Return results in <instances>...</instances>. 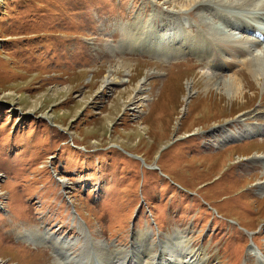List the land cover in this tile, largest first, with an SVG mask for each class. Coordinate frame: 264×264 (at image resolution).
<instances>
[{"label": "rangeland", "instance_id": "rangeland-1", "mask_svg": "<svg viewBox=\"0 0 264 264\" xmlns=\"http://www.w3.org/2000/svg\"><path fill=\"white\" fill-rule=\"evenodd\" d=\"M171 1L0 0V264H61L43 242H21L26 234L66 241L86 261L88 242L129 250L142 232L158 252L177 230L204 264H264V136L217 141L264 123L237 121L264 106L262 84L236 68L245 92L231 100L206 85L215 80L206 58L154 54L143 39L132 49L140 32L131 31L170 15L189 35L245 39L256 54L250 41L264 47V38L252 18L264 10ZM229 15L239 21L227 26ZM122 63L134 78L105 83ZM133 80L142 88L117 102ZM167 91L173 105L159 108Z\"/></svg>", "mask_w": 264, "mask_h": 264}, {"label": "bare ground", "instance_id": "bare-ground-1", "mask_svg": "<svg viewBox=\"0 0 264 264\" xmlns=\"http://www.w3.org/2000/svg\"><path fill=\"white\" fill-rule=\"evenodd\" d=\"M171 2V4H174L175 7L179 6V8L183 9L184 11H188V9H190L191 7H198V5L204 2H210L211 5V2H214V4L218 6L226 7L229 9H235L238 11L240 9L242 10L243 8H250L251 10L255 9L256 11L264 10V0H240V2L237 0H172ZM223 2L225 3L222 4ZM203 11L205 12V10ZM162 16L164 15L162 14ZM205 16L207 19L211 20L212 17H215V14L212 11L209 13L207 11L205 13ZM171 18L175 17L172 16ZM165 19L166 22L162 21L161 26H155L154 21L147 24H144V22H140L138 26L135 25L136 27H134V29H131L132 33L134 30L140 33L138 34L139 37L136 38V40L134 41V48L132 49H141V47L137 46V43L140 39H143L142 43L144 44L142 46L153 48L154 54H157L159 51H161L165 54H191L192 56L196 55L204 59L206 58L208 60L206 61L208 62L206 69H210V71H207L213 75L212 79H215L211 80V77H209L208 81L206 82V85H208L209 87L211 86L209 88L210 90L214 88L217 92L223 91L227 98L231 100L240 98L244 95L245 92L244 85L238 82L239 79L237 78V73H233L236 68H245L246 70H248L249 73L255 77L256 85L260 86L262 84L264 90V47L262 46V44L254 40L250 41V43H252L254 47L259 46V51L255 54V47L254 49H251L249 53H247L241 47L243 45V47H245V44L248 43L245 39L237 40L231 38L230 40L227 37L225 38V36L216 37L217 34L213 38L209 33H202V31L200 30H197L194 35H189L183 31L182 25L180 26V23L178 24L173 20H170V15H166ZM234 19L239 21V18H235L230 15L224 21L227 22L226 25L228 26ZM221 23L223 22H220V26ZM164 24H167V26ZM129 37L131 39L130 35ZM129 41L130 40H125V47L130 46L128 43ZM227 48L231 49V51L227 50ZM225 71H228V73L232 74L230 79L219 82L220 78L218 77V75L222 76L221 73ZM122 72H125L126 74L131 75L134 78V76L137 74V69L135 68V66L129 63H122L120 65H117L116 67H112L108 70L105 75V78H107L104 79L105 83H107L108 80L114 81V74ZM91 81L92 82L89 83L91 85L97 83L94 79H92ZM100 82L99 87H102V80ZM141 85V82H134L133 80V82L129 84L128 88L123 89L119 92L116 99L117 102L121 100V102H119L122 104L125 99L127 102L131 98L132 94L138 89H140ZM188 89L189 87L185 89V92H188ZM169 96L170 91L165 92L164 101L162 100L163 103L161 102L159 104V108L166 109L167 105H170V103L171 105H173L172 102L174 101H169ZM248 120H264V106H259V108L257 109L249 111L248 113L246 112V114L241 115L237 121ZM261 132L264 133V126L258 128L253 127V129L247 130L246 132H244V134H223L219 139H217V141L219 143H225L227 141H234L241 138H251L257 136L262 137L264 136V134H262ZM258 160L260 159H258L257 157L254 158L253 161ZM259 184L262 185L261 188L264 189V175L263 181H261V183ZM30 235H23V237L20 238V241L34 246H37L36 244L40 245L39 243L43 242L42 244H46L47 247L52 248L54 250V253L60 252L63 254V256L60 258V260L62 261L61 264H204V259H201L200 255H195V252L191 250V245H189V237L186 236L185 232L179 230L175 231L173 236H168L166 240H164L161 244L159 243L157 245L158 252H154L156 244H154L155 247L150 246V243L153 244V242L148 241L147 234L142 232H138L135 235L136 245L132 246V248L130 247L129 250L118 249L117 247L109 248L105 246V244L98 242H88L90 243V246H92L93 259L86 261H84L83 252L78 256L76 255L80 253V249H77L74 251V253H72L71 250H73L74 246L67 244V242L65 241L59 243L58 240L53 238L50 239V237L45 236L46 233L43 236V241L41 239L35 240ZM83 236L84 240L86 237L89 241L91 240L88 235L83 234ZM262 255L263 254L259 253L256 250V258L260 259Z\"/></svg>", "mask_w": 264, "mask_h": 264}, {"label": "trees", "instance_id": "trees-1", "mask_svg": "<svg viewBox=\"0 0 264 264\" xmlns=\"http://www.w3.org/2000/svg\"><path fill=\"white\" fill-rule=\"evenodd\" d=\"M92 27H93V29L96 28L93 20H92Z\"/></svg>", "mask_w": 264, "mask_h": 264}]
</instances>
